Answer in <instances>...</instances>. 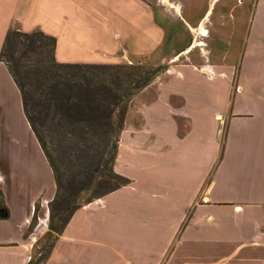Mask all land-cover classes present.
Here are the masks:
<instances>
[{"label":"crops","instance_id":"1","mask_svg":"<svg viewBox=\"0 0 264 264\" xmlns=\"http://www.w3.org/2000/svg\"><path fill=\"white\" fill-rule=\"evenodd\" d=\"M208 14L194 17L179 0H0V48L9 29L39 30L54 39L57 63L154 61L163 24L175 16L194 35L187 51L209 46ZM229 14L231 25L244 21L236 92L231 73L216 67L211 78L183 68L161 85L140 128L119 136L113 169L129 183L75 210L41 264H264V0L245 18ZM0 124L25 136L2 147L17 143L12 152L26 150L33 161L9 169L0 162L8 210L0 220V264H26L54 183L1 62ZM39 199L42 217L26 236Z\"/></svg>","mask_w":264,"mask_h":264},{"label":"trees","instance_id":"2","mask_svg":"<svg viewBox=\"0 0 264 264\" xmlns=\"http://www.w3.org/2000/svg\"><path fill=\"white\" fill-rule=\"evenodd\" d=\"M54 47V39L39 30L12 28L0 48V62L52 175L46 235L53 240L75 210L129 183L113 169L126 106L161 72L133 65L61 64L53 58ZM98 188L102 192L90 196ZM7 218L0 192V220ZM35 220L33 210L28 228Z\"/></svg>","mask_w":264,"mask_h":264},{"label":"rangeland","instance_id":"3","mask_svg":"<svg viewBox=\"0 0 264 264\" xmlns=\"http://www.w3.org/2000/svg\"><path fill=\"white\" fill-rule=\"evenodd\" d=\"M179 1L182 3L183 10L187 9L194 17L196 16V14L198 15L203 13L206 8L209 9V14L207 15L209 20V22L207 23L209 27V38H207L206 40V44H209V46L205 44L202 46H194L189 51H187V49L192 46L194 35L193 33H191L192 31L189 32L187 30H183V25L180 21H178V17L175 16L174 18L176 19H174V22L172 21L168 25L163 24V27L165 29V37L159 52L161 58L158 57L157 59H154V61H151V59H142L138 60V62L119 63V65L139 66V68H142L143 70H161V72L153 79V81L147 86V88L135 94L127 103L126 113L123 122V129L125 128L127 130H131L132 128H140L142 120L141 114L145 104L155 100L156 93L159 87L161 85H164V83L168 82V80L172 76H175L177 72L183 70V68L196 69L200 72V74H202L206 78H211L214 76L213 70L215 67L217 69H221V71L227 70L231 73L233 91L234 93L236 92L235 76L239 63L238 56L240 53V35L244 28V21H234V24L231 25V23L229 22V12H231L234 17L245 18L250 12L251 7H253L256 1L258 0ZM210 1L211 4H209ZM173 12L176 15V11L173 10ZM230 34H232L230 37L232 41L230 44L227 45V40ZM219 72L217 73L218 75L223 74ZM16 131H18L16 127H11L7 125L5 126L3 124H0V162L1 165L5 166V168L7 169L12 167L18 168L22 166L29 167L33 164V161L30 160V157L28 156L26 150L24 151V153L22 151L14 153L12 152L15 151V145L17 143H10V146L5 145L2 147V142L7 140L8 137H11V139H15V136H20L22 138L25 137L21 131H18V133H16ZM126 137L127 135L123 137V142L127 141ZM22 141L23 146H25V140ZM21 146L22 144H19V147ZM137 157L138 155H136V158ZM128 158V151L123 150V148H121L120 166L125 171H128L129 169L128 163L125 167H123L125 165L124 163L128 162ZM141 160L144 161L142 158L140 159V161ZM139 163L141 164L142 162ZM102 190L103 189L98 188L95 192H93V194L92 192H90V196L99 194L102 192ZM96 200L97 199H94L92 202ZM47 204L45 206L47 212L46 217L44 218V226L40 229L41 235L39 239H37L36 242L33 244V247L30 252L29 259L33 261V264H41L43 262L48 253V245L51 241H54V235H46V232L48 230ZM39 209L40 199L37 200L34 204L36 220L31 228L27 227L26 236L32 232L33 228L37 223L38 217H42V213ZM44 210L45 209H43V211ZM53 223L55 226H58L59 219H54Z\"/></svg>","mask_w":264,"mask_h":264},{"label":"bare ground","instance_id":"4","mask_svg":"<svg viewBox=\"0 0 264 264\" xmlns=\"http://www.w3.org/2000/svg\"><path fill=\"white\" fill-rule=\"evenodd\" d=\"M165 2H168V0H164ZM177 10H178V7H177ZM199 32L201 33L200 35L203 37V36H205L204 35V33H205V31H204V29H202V27L200 28V30H199ZM198 34V33H197ZM202 44H199L198 46H201Z\"/></svg>","mask_w":264,"mask_h":264}]
</instances>
